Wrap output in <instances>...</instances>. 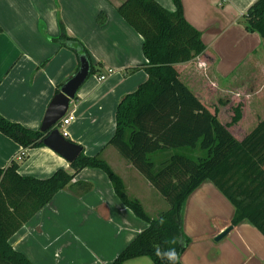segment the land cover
<instances>
[{"label":"crops","instance_id":"1","mask_svg":"<svg viewBox=\"0 0 264 264\" xmlns=\"http://www.w3.org/2000/svg\"><path fill=\"white\" fill-rule=\"evenodd\" d=\"M125 1L0 0V113L27 128L41 129L58 86L79 69L76 53L41 31L43 26L48 37H57L60 14L68 34L84 43L95 67L70 103L69 112L76 117L68 126L67 138L82 145L87 155L100 153L146 210L163 211L167 207L164 197L149 182L148 196L142 195L141 174L107 144L115 132L119 100L148 78L144 69L132 71L147 60L144 37L118 12ZM156 1L167 10H176L173 0ZM255 1L182 0L185 18L218 56L214 71L220 77L230 75L261 44L260 35L248 31L239 20ZM100 13L106 15L103 25L98 24ZM199 71L201 67L190 64L184 75ZM202 88L195 90L204 94ZM23 151L26 157L21 159ZM13 159L19 161L22 176L43 179L60 168L72 171L70 162L52 148L24 149L0 131V168ZM75 182H91L93 188L85 193L71 186L60 190L9 239L32 263L111 264L147 227L120 199L104 170L86 167L75 176ZM234 214L235 206L211 180L196 188L185 205L183 230L190 242L182 262L264 264V235L249 220L233 226L223 239H215L231 225ZM124 264L155 263L148 256H139Z\"/></svg>","mask_w":264,"mask_h":264},{"label":"trees","instance_id":"2","mask_svg":"<svg viewBox=\"0 0 264 264\" xmlns=\"http://www.w3.org/2000/svg\"><path fill=\"white\" fill-rule=\"evenodd\" d=\"M176 10L156 0H126L119 14L143 37L146 62L140 67L148 74L137 89L121 97L116 107V128L108 145L115 147L169 204L151 216L142 202L129 195L123 179L100 153L81 154L70 165L48 178L22 176L20 163L13 159L0 168V264H34L15 250L9 239L62 189L76 187L81 193L93 188L91 182L72 183L84 168H100L109 176L115 192L136 216L148 223L112 261L124 264L139 256L160 261L154 246L167 248L163 241L176 237L181 255L190 242L184 233L187 198L205 180H211L235 206L231 225L249 220L264 235V0H256L240 17L250 32H257L261 44L227 77L214 71L218 56L184 15L182 0H173ZM103 25L106 15H98ZM60 34L46 38L90 61L84 43L68 34L59 14ZM0 25V32H2ZM190 64L202 71L185 76ZM188 77V79H187ZM214 82L210 87L208 84ZM62 85L58 86L56 94ZM204 88V94L197 89ZM202 88V89H203ZM196 89V90H195ZM0 131L27 148L44 146L48 131L12 122L0 113ZM201 149L204 156L188 152ZM167 153L164 161L158 155ZM26 157V151L21 159ZM156 157V158H155ZM165 218L163 227L158 226ZM180 264H184L180 260Z\"/></svg>","mask_w":264,"mask_h":264},{"label":"water","instance_id":"3","mask_svg":"<svg viewBox=\"0 0 264 264\" xmlns=\"http://www.w3.org/2000/svg\"><path fill=\"white\" fill-rule=\"evenodd\" d=\"M90 76V61L85 54H81L79 69L54 96L41 126L43 131H48V135L43 140L44 144L66 158L70 164L81 154L83 146L64 137L60 130L54 126L68 113L71 101L76 98L79 89ZM232 229V225L226 227L215 239L217 241L223 239Z\"/></svg>","mask_w":264,"mask_h":264},{"label":"clouds","instance_id":"4","mask_svg":"<svg viewBox=\"0 0 264 264\" xmlns=\"http://www.w3.org/2000/svg\"><path fill=\"white\" fill-rule=\"evenodd\" d=\"M165 222V218L160 217L157 223L159 227H163ZM163 243L169 245V247L161 248L159 245H155L154 252L156 257L160 261L166 262V264H180V254L178 253L176 247H174V245L178 243L177 238L172 237L170 240L163 241Z\"/></svg>","mask_w":264,"mask_h":264},{"label":"rangeland","instance_id":"5","mask_svg":"<svg viewBox=\"0 0 264 264\" xmlns=\"http://www.w3.org/2000/svg\"><path fill=\"white\" fill-rule=\"evenodd\" d=\"M112 148H114V149H112V150H114V152L116 153V155L117 156H119V159L121 160V159H124V157L119 153V151L115 148V147H113L112 146ZM190 155H192V156H195V157H197V156H204L205 155V151H203V150H201V149H196L195 151H189L188 152ZM158 157V159H159V161H164V159L165 158H167L168 157V155H167V153H163V154H160V155H158L157 156ZM156 158V157H155ZM116 166V165H115ZM117 167V166H116ZM118 168V167H117ZM116 169V168H115ZM114 169V170H115ZM116 171V170H115ZM141 182H143V184L141 185V187H139L140 188V192L142 193V195H145V196H148V192H147V190H146V184L148 183V181L143 177V175H141ZM153 190H155L156 192H157V190L153 187ZM154 191V192H155ZM130 196H132V197H135V193H133V192H131V194H129ZM165 202H166V205H167V207L166 208H164L165 210L169 207V204H168V202L166 201V199H165ZM148 207V206H147ZM147 211L151 214V216H157V214L158 213H160L162 210H153L151 207L149 208H147Z\"/></svg>","mask_w":264,"mask_h":264},{"label":"built area","instance_id":"6","mask_svg":"<svg viewBox=\"0 0 264 264\" xmlns=\"http://www.w3.org/2000/svg\"><path fill=\"white\" fill-rule=\"evenodd\" d=\"M100 78L104 79L105 76H101ZM75 117L76 115L74 112L68 111V113L64 117H62L59 123H57L54 127H57L64 137H68L69 136L68 126L75 119Z\"/></svg>","mask_w":264,"mask_h":264}]
</instances>
